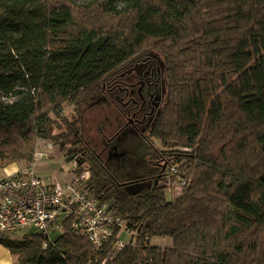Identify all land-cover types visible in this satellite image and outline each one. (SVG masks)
Segmentation results:
<instances>
[{
    "label": "trees",
    "instance_id": "trees-1",
    "mask_svg": "<svg viewBox=\"0 0 264 264\" xmlns=\"http://www.w3.org/2000/svg\"><path fill=\"white\" fill-rule=\"evenodd\" d=\"M149 76L162 107L123 134L116 87ZM84 98L118 112L112 135L95 129L108 161L77 120L57 133ZM39 140L88 173L77 184L130 239L119 250L116 229L97 248L69 222L52 239L0 237L17 264H264V0H0V172L32 166ZM171 166L187 180L179 195Z\"/></svg>",
    "mask_w": 264,
    "mask_h": 264
},
{
    "label": "built area",
    "instance_id": "built-area-1",
    "mask_svg": "<svg viewBox=\"0 0 264 264\" xmlns=\"http://www.w3.org/2000/svg\"><path fill=\"white\" fill-rule=\"evenodd\" d=\"M39 147L35 160L47 156L44 150L51 148L52 144L44 142ZM178 166L169 168L166 181L176 195L181 194L187 185L185 178L174 180ZM87 176L88 173H85L76 177L67 185L50 184L38 175L34 164L23 167L10 176H1L0 237L31 225L43 237L52 239L55 230L65 233L64 223L69 222L70 230L82 233L97 248L119 229L117 248H124L127 242L122 240L121 233L126 229L125 222L108 210L106 205L101 204L92 193L77 184L79 179Z\"/></svg>",
    "mask_w": 264,
    "mask_h": 264
},
{
    "label": "rangeland",
    "instance_id": "rangeland-1",
    "mask_svg": "<svg viewBox=\"0 0 264 264\" xmlns=\"http://www.w3.org/2000/svg\"><path fill=\"white\" fill-rule=\"evenodd\" d=\"M72 109H67L66 115L67 119L65 122L62 123V127L57 133H66L68 126V122H72V120H77L75 121L77 123V126L85 131V136L88 141H91V145L95 146V149L97 150V153H99L105 161H108V148L104 145V140L101 138L99 140L97 136L96 130L98 128L102 129L107 135H112L115 130L117 129L116 124H117V118L119 116L116 108L108 104L106 101H101V102H93L90 98H84L80 105H79V111L78 114L79 116H76L75 118L71 114ZM96 129V130H95ZM91 139H97V142L100 143V145L97 147V145L91 140ZM44 142H49V141H43L39 140L37 143V147L42 145ZM157 146L161 148L160 142H157ZM41 148V147H39ZM38 148V149H39ZM55 148H50L46 149L47 156H45L42 159H36L34 162V169L36 171H39L40 173H43V177L48 180L49 183L55 182V181H62L59 176H66V174H70L72 170L75 168V165L73 162H67L64 158H60L57 155H52L49 156L48 152L52 153ZM185 151L184 149H178ZM117 164V163H116ZM182 165V164H181ZM133 169V168H132ZM128 170H123L122 172L117 171V174L120 176L121 179H130L134 177L133 175H137V173H131L127 172ZM76 177L78 176V171L72 172ZM188 178L192 177L191 173H187ZM1 177V176H0ZM43 178V179H44ZM58 178V179H56ZM47 182V181H46ZM47 182V183H48ZM65 225V224H64ZM63 225V226H64ZM33 230V226H26L23 227L20 232L17 233H12V238L14 239H22L24 235L29 234ZM124 239L126 241H129L130 237L129 236H124ZM152 243L154 245H159V246H169L173 244V240L171 238H160V237H154L152 239Z\"/></svg>",
    "mask_w": 264,
    "mask_h": 264
},
{
    "label": "flooded vegetation",
    "instance_id": "flooded-vegetation-1",
    "mask_svg": "<svg viewBox=\"0 0 264 264\" xmlns=\"http://www.w3.org/2000/svg\"><path fill=\"white\" fill-rule=\"evenodd\" d=\"M116 90L119 92H125L128 98L123 96H116L118 100L119 110L123 111V107L126 110L123 112L125 117L124 123H121L120 128L122 127L123 134H139L144 133L151 124L153 118H155L164 101L165 88L163 82H158L153 80L150 76L144 78L140 81H132L127 84H124L123 87L117 85ZM131 104V105H130ZM120 132V133H121ZM107 138V144L114 143L112 147L115 150L113 153L116 158L120 155L127 153L126 149H121L118 146V143H115V139L120 141L121 136L119 133L115 138ZM112 153H109L110 156ZM165 172V168L163 170ZM161 178V177H160Z\"/></svg>",
    "mask_w": 264,
    "mask_h": 264
},
{
    "label": "crops",
    "instance_id": "crops-1",
    "mask_svg": "<svg viewBox=\"0 0 264 264\" xmlns=\"http://www.w3.org/2000/svg\"><path fill=\"white\" fill-rule=\"evenodd\" d=\"M52 148H55L54 151L52 153L48 152V155L49 156H52V155H57L59 156L60 158H64L62 153H61V150L58 146H53L52 145ZM50 149V148H48ZM46 152V150H44ZM47 153V152H46ZM44 158V157H43ZM42 159V158H41ZM22 167V165H19V164H12L10 165L9 167H7L6 169H4L3 171L0 172V176H4V175H10L14 172H16L17 170H19L20 168ZM38 175L42 178L43 177V173L37 171ZM61 179H63L62 181H55V182H52L50 184H61V185H67L69 183H72L75 179V176L74 174L71 172L70 174H66V176H59ZM47 182L48 180L46 178H44ZM58 179V178H56ZM49 183V182H48ZM0 264H17V258L10 252V250L3 244H0Z\"/></svg>",
    "mask_w": 264,
    "mask_h": 264
}]
</instances>
